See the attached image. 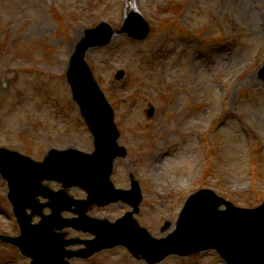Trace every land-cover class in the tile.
<instances>
[{
	"label": "rangeland",
	"instance_id": "1",
	"mask_svg": "<svg viewBox=\"0 0 264 264\" xmlns=\"http://www.w3.org/2000/svg\"><path fill=\"white\" fill-rule=\"evenodd\" d=\"M248 1L251 8L243 11L245 0H0V144L34 159L53 146L92 151L65 68L71 40L105 21L113 28L109 44L89 48L85 58L127 149L115 159L111 179L126 188L131 173L141 187L138 223L155 237L165 236L184 200L201 187L235 206L260 204L264 82L257 70L264 63V0ZM129 4L148 22L141 40L120 30ZM118 70L124 72L120 80L113 78ZM6 191L0 178V234L17 236ZM68 192L85 197L80 188ZM130 209L118 201L93 206L88 214L113 220ZM165 221L169 225L162 230ZM63 231L66 237L92 236ZM29 261L0 240V264ZM69 261L147 264L122 246ZM156 264L222 263L208 250Z\"/></svg>",
	"mask_w": 264,
	"mask_h": 264
},
{
	"label": "water",
	"instance_id": "2",
	"mask_svg": "<svg viewBox=\"0 0 264 264\" xmlns=\"http://www.w3.org/2000/svg\"><path fill=\"white\" fill-rule=\"evenodd\" d=\"M123 30L127 31L135 38H143L147 34L148 28L147 25L143 23L138 31L132 30L131 28H124ZM111 33L110 30L103 31L101 28L91 29L79 50L81 53L80 58L74 60L72 65L80 69L82 67L81 61L85 49L96 43H104ZM119 74L116 76V79L122 77V72ZM259 75L264 79V65L259 70ZM69 79L72 83L74 98L79 103L81 111L92 131L95 146L94 152L87 154L74 148H68L62 151L52 149L42 162H34L29 159H24L22 161L19 154L13 153L15 159L20 158L17 159L18 162L22 164L26 163V165H22L25 169V175L14 178L13 182L11 180L10 183L11 190L9 197L18 211V219L20 222H29L31 216L21 214L25 211L27 206L31 207L32 214H40L42 220L39 224L31 226L27 233L29 231L32 232L30 234H32L31 238H33V240L37 237V235L34 234L47 235V237L53 239L56 246L54 250H48L41 254H38L36 250L34 254L35 262L33 264H67V262L63 260L64 255L71 256L73 254H80L88 256L99 248L113 246L121 242L120 240H116V238L118 237L117 232L122 228H127L122 227L124 222L129 224L127 230L135 226V221L130 217L131 212L125 218L117 220L115 223H108L106 220L90 218L85 214L89 205L93 203L105 204L115 201L118 198L131 203L134 206V211H137L140 193L136 182H133V188L131 190L122 191L120 189H115L109 181L113 159L116 156L123 155L125 150L116 143L119 134L112 120L111 108L93 82L91 73L86 69V81L90 79L92 86L89 91L86 90L90 95L88 102L81 99V95L86 88L83 86L84 84L75 76H72L71 80L70 73ZM4 154L8 155L9 153L4 152ZM75 164L81 169L78 170V173L73 171ZM84 170L87 172L86 174H82ZM44 178L60 180L65 188L53 191L41 184ZM76 184L88 190L89 196L87 199H74L68 195L66 188ZM38 194L47 196L50 199L44 204H39L38 201L35 200V196ZM198 196L200 195H194L189 199L192 201L191 207H198L194 221V229L197 230L198 233L215 235L218 240H222L224 244L213 243L219 247L222 253H224V251L231 253L233 248V252H238L236 256L238 260L244 259L246 264H264L262 259L264 251L259 252L256 246L239 239L241 237V232L237 223L235 224L234 222V220L238 219L237 222L243 227L244 223L250 218L255 217L256 213L264 212V205L254 210L238 209L234 208L229 202L215 196L213 193H209L210 198L213 199L212 203L203 200L204 202L195 206L196 203H198L196 201ZM222 202L227 205V209L223 211L217 210L218 205ZM46 205H48L52 211L50 214L44 215L42 213V207ZM72 206H74V208ZM64 209L78 213L79 217L73 219L61 217V211ZM244 212L251 213V215L237 216L233 214ZM66 225L94 232L96 234V238L93 240L95 243L90 244L86 250H80L78 252H61L64 243L69 244L77 241L76 239L63 241L61 239L62 235L53 231V228H61ZM234 229L236 237L233 236ZM184 230L187 234H191L187 228ZM133 232L137 235H143L146 241L154 243V240L151 239L143 228H137V230ZM105 235H109V238L106 240L104 238ZM210 241L211 238L209 237L200 239V242H202L200 247L210 245ZM160 257L161 256H156L148 258V260L156 261L160 259Z\"/></svg>",
	"mask_w": 264,
	"mask_h": 264
},
{
	"label": "bare ground",
	"instance_id": "3",
	"mask_svg": "<svg viewBox=\"0 0 264 264\" xmlns=\"http://www.w3.org/2000/svg\"><path fill=\"white\" fill-rule=\"evenodd\" d=\"M246 3L242 4L243 5V11H246L247 9L251 8V1L245 0ZM247 8V9H245ZM79 35L75 36L71 42H70V49L71 47H73V45L76 43V41L79 39ZM31 231L28 232L27 237L30 239L32 234ZM35 249L37 250L38 254H41L42 252H47L52 251L56 248L55 243L53 241V239L47 237V235H37L35 242Z\"/></svg>",
	"mask_w": 264,
	"mask_h": 264
}]
</instances>
